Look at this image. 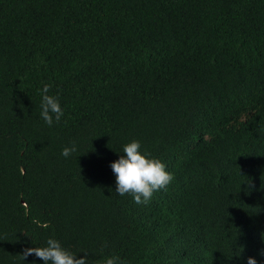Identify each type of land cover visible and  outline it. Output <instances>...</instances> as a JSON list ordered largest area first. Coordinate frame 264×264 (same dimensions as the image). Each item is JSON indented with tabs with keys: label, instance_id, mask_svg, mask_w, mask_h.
I'll list each match as a JSON object with an SVG mask.
<instances>
[{
	"label": "trees",
	"instance_id": "trees-1",
	"mask_svg": "<svg viewBox=\"0 0 264 264\" xmlns=\"http://www.w3.org/2000/svg\"><path fill=\"white\" fill-rule=\"evenodd\" d=\"M133 139L175 177L146 205L109 167ZM49 237L91 264H264V0H0V264Z\"/></svg>",
	"mask_w": 264,
	"mask_h": 264
},
{
	"label": "clouds",
	"instance_id": "clouds-1",
	"mask_svg": "<svg viewBox=\"0 0 264 264\" xmlns=\"http://www.w3.org/2000/svg\"><path fill=\"white\" fill-rule=\"evenodd\" d=\"M51 84H43L40 89L39 118L48 127L61 122L65 115L64 106L58 94H50ZM76 143L65 146L61 156L65 159L77 152ZM122 155L109 167L115 177V193L119 197L130 195L137 205L148 204L153 195L166 189L175 179L167 170V165L159 158L142 148L139 140L133 139L122 147ZM107 244L101 245V249ZM82 254V255H81ZM34 255L42 264H91L89 254L85 251L74 252L66 248L60 240L49 237L43 246L27 248L21 256L25 260ZM264 257V249L258 252ZM100 264H126L117 254L105 255ZM246 264H259L257 258L248 257Z\"/></svg>",
	"mask_w": 264,
	"mask_h": 264
}]
</instances>
